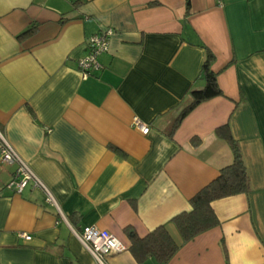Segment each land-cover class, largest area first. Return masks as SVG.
I'll return each instance as SVG.
<instances>
[{
	"label": "crops",
	"instance_id": "1",
	"mask_svg": "<svg viewBox=\"0 0 264 264\" xmlns=\"http://www.w3.org/2000/svg\"><path fill=\"white\" fill-rule=\"evenodd\" d=\"M108 28L100 68L84 79L86 41ZM206 49L223 95L170 135L189 90L205 84ZM224 124L249 190L214 200L219 224L167 264H264V0H190L188 13L184 0H0V131L74 229L94 225L126 245L106 264H157L134 259L127 228L143 237L165 225L181 242L172 217L232 160L215 132ZM15 170L0 161V264H96L41 190L6 187Z\"/></svg>",
	"mask_w": 264,
	"mask_h": 264
},
{
	"label": "trees",
	"instance_id": "2",
	"mask_svg": "<svg viewBox=\"0 0 264 264\" xmlns=\"http://www.w3.org/2000/svg\"><path fill=\"white\" fill-rule=\"evenodd\" d=\"M184 1L186 13H188L190 0ZM35 30L36 25L32 23L19 37L28 36ZM214 59V54L209 49H206L200 74L204 78L205 84L202 88L189 90L190 101L180 109L168 130V134L172 135L183 118L198 104L223 95L217 83V74L212 70ZM215 132L230 147L232 152L231 162L220 168L216 177L202 186L189 199V210L181 211L172 217L171 221L181 236L180 243L173 239L165 225L156 226L143 237H140L133 229L127 228L125 230L130 240L128 249L137 262L142 263L148 257H152L157 264H167L181 245L219 224V220L211 206L214 200L238 193H246L249 190L250 183L242 153L238 141L230 131L229 125L224 124L217 127ZM111 148L118 151L115 147Z\"/></svg>",
	"mask_w": 264,
	"mask_h": 264
},
{
	"label": "built area",
	"instance_id": "3",
	"mask_svg": "<svg viewBox=\"0 0 264 264\" xmlns=\"http://www.w3.org/2000/svg\"><path fill=\"white\" fill-rule=\"evenodd\" d=\"M112 29L100 30L90 35L86 41L88 53L78 59V70L81 77L86 79L93 71L100 68L97 60L98 55L108 49L109 36ZM132 126L138 129L142 134L149 131L148 125L144 124L138 117L132 119ZM0 161L4 163H15L16 170L14 175L7 183L6 187L15 193H21L22 190L30 185L37 188L44 194L45 203L50 206L58 220H63L70 227L71 232L77 237L81 244L92 255L96 264H106L105 259L108 255L118 253L126 249V245L119 240L113 233L99 229L94 225H87L77 230L74 229L67 220V217L61 210L60 204L52 194L47 185L34 173L30 165L22 159L13 149L9 142L0 131ZM20 237L29 240L31 236L27 233H20Z\"/></svg>",
	"mask_w": 264,
	"mask_h": 264
}]
</instances>
